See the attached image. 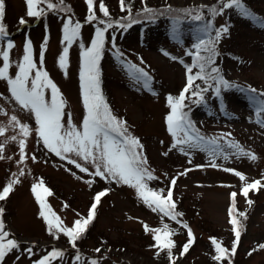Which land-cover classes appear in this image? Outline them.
I'll return each instance as SVG.
<instances>
[{
  "label": "rangeland",
  "instance_id": "obj_1",
  "mask_svg": "<svg viewBox=\"0 0 264 264\" xmlns=\"http://www.w3.org/2000/svg\"><path fill=\"white\" fill-rule=\"evenodd\" d=\"M246 1L254 12L250 11L247 16L242 13L241 19L235 21L232 33L222 36L221 47L226 48L229 54L222 63L219 75L230 86L225 88L223 84H214L213 90L190 108L187 105L190 100L184 101V111L205 141L216 139L217 143H203L200 147L188 148L186 145L173 147L175 140L166 124V116L171 111L167 97H177L181 88L185 87V66L191 67L192 72L195 69L190 53L194 51L195 41L200 39L198 32L204 29H188L191 36H186L183 39L185 42H182L174 23L160 22L156 26L145 22L147 25L141 37V25L137 20H134L135 23L127 21L122 24L121 17L112 20L104 18L99 11L100 0H94L97 16L94 21L87 20L89 13L86 0H63L62 5L60 0H51L57 4L55 9H48L46 3L40 4L46 21L27 16L25 0H4L5 16L2 23L8 36L13 39L11 49H7L6 39L0 40V50L9 52L8 75L15 77L18 63L24 55V44L30 40L37 69L48 73L49 79L65 100L62 116L65 127L69 118L73 125L80 127L84 117L81 83L78 81L81 52L90 46L96 28L105 27L107 22L112 23V27L105 32L104 49L99 61V65L104 63L111 112L126 122L128 132L138 138L143 146L146 167L156 177L147 181L148 187L157 192L163 190L162 194L166 196L171 179L177 178L173 196L179 200L180 206L188 210L187 217L191 219L188 228L193 233L194 242L188 255L180 257L185 255L181 253L188 241L187 229L186 236H176L179 253L174 259L155 255L150 247L153 234L146 231L144 226L155 229L158 211L153 212L145 205L134 188L91 175L95 170L93 166L79 160L74 154L71 158L78 159V162L89 168V172H81L75 165L44 148L35 133L34 116L20 108L11 98L6 80L0 79V127L7 129L0 135V143L5 144V158L0 159V190L13 178V173L18 175L20 169L25 173L19 177L20 182L13 186L8 198L0 201V209H3L0 221L4 223V231L8 232V239L18 243V247L7 253L0 264H36L53 250H60L63 255L51 260L50 264H90L92 260L97 261V264H229L227 258L223 261L213 260L215 250L211 239L218 237L217 242L231 250L235 239L228 214L229 206L233 204L230 196L232 192L237 193L235 207L243 211H248L249 207L246 204L248 199L240 194L245 181L224 169L239 171L247 183L260 180L264 185V113L257 114L261 119L257 120L255 116L259 101L264 99V96L259 95L264 93V19L256 15L264 18V0ZM210 2L149 0L150 5L166 4L170 10L203 7ZM116 3L117 0H104L108 8H114ZM231 11L232 8L219 11L214 23L208 24V29L215 34L217 29L226 26ZM69 17L73 23L81 24L79 36L71 45L63 41V24ZM21 18L26 21L23 25L19 23ZM37 21L38 24L34 26ZM100 21H105V24ZM170 35L178 39L174 37L167 40L166 37ZM45 39L47 43L43 49L41 66V46ZM65 47L69 50L67 66L61 69L58 60ZM2 64L0 56V66ZM132 65L137 70L143 69L147 77L139 71L135 77H129L130 71L134 69ZM34 73L35 70L32 75ZM217 87L222 90V96L219 94L221 103L219 95H216ZM250 88L256 89V93L249 91ZM45 95L46 99H51L50 90H46ZM253 96L255 100L251 99ZM13 115L30 128L25 148L27 159L23 163H18V140L10 139L18 134V128L9 123ZM232 142L254 153L256 159L253 161L236 155L237 149L230 146ZM181 147L185 151H181ZM32 156L36 159L33 160ZM212 163L217 167H212ZM189 169L185 175H179ZM45 180L51 193L45 196V202L67 227H72L77 219L86 218L94 195L107 189L96 209L94 221L76 241V247H72L64 234L54 230L50 232L45 220L39 215L40 206L31 189L34 183ZM258 190H251L256 193L255 203L240 224V242L236 254L230 259L234 264H264V249L259 247L264 244V187ZM29 248L30 253L27 251ZM77 255L79 260L76 259Z\"/></svg>",
  "mask_w": 264,
  "mask_h": 264
},
{
  "label": "snow or ice",
  "instance_id": "obj_2",
  "mask_svg": "<svg viewBox=\"0 0 264 264\" xmlns=\"http://www.w3.org/2000/svg\"><path fill=\"white\" fill-rule=\"evenodd\" d=\"M26 14L29 17L39 18L44 14V9L39 7L40 4L46 3L48 9H55L57 4L51 2V0H25ZM63 0H60L62 5ZM88 6V21L97 20V16L94 11V0H86ZM121 10H125V0H120ZM237 8L242 11L244 15H249L247 9L241 4L240 0H228L222 4L220 11L224 9ZM61 10L67 11L62 8ZM99 11L104 17L109 16V11L105 6L103 0H100ZM146 13L152 14L153 10L145 8ZM191 14L189 10H184ZM213 15L217 14L216 9H211ZM5 16V2L0 0V36H7L5 26L2 23ZM194 20H201L202 16L197 13L192 16ZM101 24H105V21H100ZM136 21L133 20V23ZM19 23L25 24L26 21L21 18ZM118 23V22H117ZM124 25L123 27H128ZM112 27L111 22H107L105 27H98L95 30V36L91 40L90 46L84 48L81 52V95L82 102L85 109V115L80 127H76L72 124L69 118L67 127L62 123L63 109L65 102L61 97L57 86L48 77V73L42 69H37L36 64L32 57V45L31 41H26L24 44V55L22 61L18 63V71L14 78L9 77V52L8 50H0V56H2L3 64L0 66V79L6 80L11 98L20 106L22 110L30 112L36 122L35 133L39 138V142H42L44 148L49 152L60 157L62 160H67L69 164L75 165L81 172H89V168L82 165L79 160L86 163H90L95 169L91 175L100 177L102 179L114 181L117 184L128 185L136 190L138 197L143 201L145 205L152 209L153 212H160L165 217H169L171 220L181 223L178 220V216L182 215L175 211V203L173 201V187L176 185L177 178L171 179V186L167 190V195H163L162 191L157 192L148 187L147 181L156 179L152 175V172L146 167L147 160L142 155V148L138 138L134 137L128 132L126 122L115 117L106 103L101 90L99 81V61L102 55L105 44V32L108 28ZM81 24L79 22L73 23L71 17L65 20L63 24V41L68 45L79 36ZM228 32L226 26L217 29L215 32V38L209 41L200 39L197 44L194 45L196 51L190 53L194 59V65L198 66L200 71L195 75H192V68L186 67L187 83L178 97H167V103L171 111L166 116L167 130L173 136L175 143L173 147L187 146L188 148H197L201 144L207 143L209 145H215L216 139L205 141L204 137L195 128L194 122L191 121L187 112L184 111V101L187 99L186 93L190 89L198 88V85L194 84L196 79L207 80L208 74H204L206 65L213 62L215 55V44L219 42L221 36ZM47 43L41 46V66L43 64L44 47ZM13 43L11 40L7 43V49H11ZM83 48V45H81ZM68 48L63 49L62 54L59 56V67L65 69L68 59ZM201 51L208 53L207 56H202ZM167 55V53H165ZM175 59V57H173ZM183 63V61H181ZM35 70L34 75H32ZM145 77L147 73L143 72V69H138ZM211 73L215 74L210 78L215 80L217 84H223L225 88L229 87V83L219 75V69L216 67L211 68ZM50 90L51 99H46L45 92ZM207 91V89H203ZM249 91L256 93V89L250 88ZM220 94L219 87L216 88V95ZM191 95L197 97L196 103H200L203 99L200 91H192ZM260 96H264V93H259ZM251 99L255 100L253 96ZM257 114L264 113V99L259 101L256 109ZM9 123L18 128V134L10 137L12 141L18 140V146L20 151V159L18 163H23L27 159L25 155L26 140L30 133V128L27 124L21 123L15 115L11 116ZM6 128L0 127V135L6 132ZM230 135V134H229ZM19 137V139H18ZM231 147L236 148L235 153L238 156H244L249 160H255L254 153L245 151L240 148L235 142H232ZM5 144L0 143V159H4ZM181 151H185L184 147H181ZM72 154L78 159L71 158ZM214 155V153H212ZM167 155V153H165ZM10 158V157H9ZM33 160L35 156L31 157ZM227 158V156H225ZM212 167H217L215 163L211 164ZM180 173L179 175H185ZM224 171L232 172L239 177L241 181H245L241 188V195L245 198L248 197L250 190H258V187H264L260 180H255L251 183L246 182L245 176L239 171H235L231 168H225ZM24 170L20 169L18 175L13 173V178L0 190V201L8 198L9 194L13 191V186L20 182L19 177L23 176ZM88 183H91L90 181ZM32 192L40 206L39 215L45 220L48 225V230H53L57 233H62L68 237L72 247H76V241L82 237L86 232L88 226L95 218L96 209L107 193V189L98 192L94 198L93 203L88 211L86 218L77 219L74 221L72 227L64 225L63 221L52 212L49 205L45 202V196L50 195L49 189L44 187L43 181L34 183L32 185ZM233 201L232 206L228 210L229 223L232 225V232L235 235L231 250L223 247L221 243L217 242L215 238L211 239V243L214 246L215 255L212 257L215 261H223L225 258H230L237 252L238 244L241 238L240 220L238 217H245L246 213L238 212L234 214L235 210V198L236 192L230 194ZM247 203L251 205L253 202L248 199ZM3 212V209H0ZM146 231H151L153 239L155 241V247L160 250H167L169 253V259L171 260V250L175 246L171 236L174 231L169 228L167 224L162 228L149 229L147 225L144 226ZM184 228L188 229V241L182 249V255L187 253L190 246L194 242L193 233L187 224H183ZM8 232L4 231V223L0 221V261L4 259L7 253L15 250L18 247L17 241L8 239ZM264 249V244L259 245ZM30 253L31 249H27ZM100 251L99 248L96 249ZM251 254V253H249ZM63 252L60 250H53L49 252L36 264H50V261L61 257ZM79 260V255L76 257ZM90 264H97V261L92 260ZM229 264L231 261L229 259Z\"/></svg>",
  "mask_w": 264,
  "mask_h": 264
},
{
  "label": "trees",
  "instance_id": "obj_3",
  "mask_svg": "<svg viewBox=\"0 0 264 264\" xmlns=\"http://www.w3.org/2000/svg\"><path fill=\"white\" fill-rule=\"evenodd\" d=\"M103 2H104V0H103ZM225 2H228V0H211L210 4L203 6V7L202 6H194V7L180 8V9L171 8V10H170V9H168L169 7L166 6V4L160 6V5L151 3V5H150L149 0H125V10L122 11L121 5H120V0H117V3L115 4L114 8L113 7L112 8L107 7L109 10V16L104 17V18H106L107 20H112L113 18L119 19L118 17H121L122 18V24L124 22L126 23L127 21H133V20L141 21V24H144L145 22H151V23L154 22L156 24H159L160 22L172 23V24L174 23L173 25L175 27H177L176 29H179V33H180L179 37H180V40L182 42H185L183 39H186V36H189V37L191 36V32L188 33V29L191 30L192 28H201V29H204V32L206 35L204 40L207 38L206 41H209V40H212L215 38V34H213V30L208 29V24L210 25L211 23H214V20L217 16L218 12L220 11L222 4ZM240 2L244 6V8L248 10V12L253 11L249 6H247L248 3L246 0H240ZM149 6H151L152 8H150ZM155 7L157 10L155 9ZM145 8L152 9L153 13L152 14L146 13L144 11ZM211 9H216L217 14L213 15L211 12ZM94 10H95V7H94ZM184 10H189V12L191 14H189L188 12H186ZM197 13H199L202 16V19L199 21L194 20L192 18V16L197 14ZM241 14H242V11L240 9H237L235 7L232 8L231 14H228V23L226 25V27L228 28V32L225 35H228V34L230 35V33H232L233 25L235 24V21L238 18H240ZM256 15L260 19H264L260 15H258V14H256ZM102 16H103V14H102ZM39 18H41V21L42 20L46 21L44 19L45 15H42ZM164 35H166V34L164 33ZM222 36H221L219 42H217L215 44V55H214L213 62L209 65H206V67L204 69V74H208L209 78L207 80L196 79L194 81V84L198 85V88L190 89V91L188 93H186L187 99L190 100L187 104V105H189L188 108L195 105L196 104L195 101L198 99L197 97H193L191 95L192 91H200L202 97L204 98L205 94L212 91L213 85L216 84V81L210 78L211 76L215 75V74L211 73V68L216 67L220 70L226 55L229 54V51L226 48L221 47V43H222V39H223ZM170 38H174V36L170 35V37H168V38L166 37V39L169 41H170ZM176 38L178 39V37H176ZM140 48H142V47H140ZM195 51H196V49L194 47V51L192 50V52L194 53ZM103 55L106 56V53H103ZM201 55L207 56L208 53L201 51ZM193 63H194V60H193ZM132 67L134 69H132L131 74H129V77H131V78L135 77L137 75L136 72H138L137 69L134 67V65H132ZM99 70H100V72H99L100 90H101V93H102V95H103V97H104V99H105V101L108 104V107L110 109L112 104H111V98L109 97L108 92H107V87L105 85L106 76L104 73V63L101 62V65H99ZM199 71H200L199 67L196 66L191 74L195 75ZM203 89H207V91H203ZM181 90H183V88H181ZM221 91L222 90H220V92ZM43 182H44L43 183L44 187L47 186V189H48L49 188L48 181L45 180ZM260 190H261V187H259L258 192ZM255 195H256V193H253L251 190L249 191V195H248L247 199H250L253 203L251 205H249L246 202L247 206L249 207L248 211L247 210L243 211L240 207H235L236 211L234 212V214H237L238 212H244V213H246V217H247L249 210L251 209V207L255 203ZM173 201L176 205L175 211L177 213L182 214V215L178 216V220L181 221V223H177L176 221L171 220L169 217L163 216V214L160 212H158L159 215L156 216L155 221H154L155 228H162L163 225L167 224L169 226V228L174 231V234L171 236V239L173 240L175 246L171 250V260L174 259L175 258L174 256H177L179 253V247L177 246L176 236L181 235V234L186 236L187 228H184L183 224H187L188 227H190V225H191V223H190L191 219L189 217H187L188 216V210L185 209L183 206H180L179 200L174 198V196H173ZM231 206L232 205H230L229 208ZM238 219L240 220V224H241L242 220H244L246 218L245 217H238ZM90 225H91V223L89 224V226ZM89 226H88V228H89ZM104 238L107 241H109L110 243H112V241H110V239H107L106 237H104ZM150 239H151V244H152V246H150V247H151V249L154 250L155 255L163 256V257L167 258L168 260H170L168 251L167 250H160L159 248L155 247V241H154L153 237H151ZM215 239H218V237H216ZM100 246H102V245H100ZM179 246H180V244H179ZM223 247H225V246H223ZM212 248H214V247L212 246ZM212 253H214L213 250H212ZM187 255L188 254L185 253V255L180 256V257H186ZM231 258H232V256L230 258H227V261ZM231 264H234L233 260H231Z\"/></svg>",
  "mask_w": 264,
  "mask_h": 264
}]
</instances>
